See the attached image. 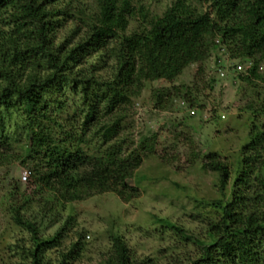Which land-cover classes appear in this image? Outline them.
Masks as SVG:
<instances>
[{
  "label": "trees",
  "instance_id": "1",
  "mask_svg": "<svg viewBox=\"0 0 264 264\" xmlns=\"http://www.w3.org/2000/svg\"><path fill=\"white\" fill-rule=\"evenodd\" d=\"M82 2L0 0V160L8 159L14 143L7 124L21 122L30 139L25 150L33 161L31 173L63 198L76 197L81 189L122 192L119 186L128 187L127 179L142 156L135 149L123 155L126 141L121 138L108 143L121 129L125 106L146 82H173L193 63L201 64L198 75L205 76L212 53L225 48L230 58L249 64L237 78L264 83V0H174L163 15L145 18L135 28L131 22L144 8L134 0H96L94 8ZM75 19L79 23L72 27ZM81 24L87 30L82 31ZM93 56L98 63L84 67ZM100 67L108 70L107 76L97 75ZM210 81L213 88L216 80ZM67 91L86 106L78 128L56 114L65 111ZM174 96L191 107L199 103L188 86L154 91L157 107ZM247 109L259 113L264 104L255 108L251 103ZM103 114L112 118L102 124ZM95 140L108 147L86 149L98 146ZM263 141L264 133L245 145L257 150L246 155L233 201L221 221L209 226L210 240L197 239L202 254L189 264H264ZM217 157L208 156L207 166L222 174L226 186L229 169ZM249 182L255 183L252 192L244 189ZM14 215L32 234V264H50L44 253L53 242L43 239L37 224L19 208ZM115 245L117 254L108 264H144L131 257L120 238Z\"/></svg>",
  "mask_w": 264,
  "mask_h": 264
},
{
  "label": "rangeland",
  "instance_id": "2",
  "mask_svg": "<svg viewBox=\"0 0 264 264\" xmlns=\"http://www.w3.org/2000/svg\"><path fill=\"white\" fill-rule=\"evenodd\" d=\"M95 1L83 0L82 5L94 8ZM134 1L144 9L131 28L145 18L163 15L174 2ZM77 23L75 19L72 27ZM84 30L87 27L83 26ZM221 52L212 53L205 64V76L198 75L201 64L193 63L173 82H146L141 94L125 106L121 129L108 144L121 138L126 141L122 154L135 149L142 163L127 179L128 187H118L122 192L81 189L76 197L63 198L48 191L31 173L33 161L27 159L25 150L30 139L21 130L22 123H8L14 143L8 159L0 160V264L33 263L36 248L32 234L17 222L15 208L37 224L43 239L53 242L44 253L50 264H108L117 254V237L131 257L144 264H189L201 256L197 239L210 240L209 226L221 221L225 207L233 201L246 155L257 150L245 145L264 133V111L247 109L251 103L263 107L264 83L260 79L241 81L234 72L217 75L213 60ZM97 61L93 56L83 66L91 68ZM96 73L107 76L108 70L100 67ZM260 74H264V65ZM212 78L216 80L213 88L209 85ZM173 85L190 87L203 108L198 104L191 107L175 96L164 107H157L154 91L171 90ZM65 96V111L56 114L65 124L71 120L78 128L86 106L71 91ZM111 118L103 114L99 122ZM57 125L54 130L59 137ZM253 128L258 131L252 132ZM95 142L98 146L90 144L86 149L97 152L100 146L108 147ZM260 146L264 152V141ZM213 153L228 166L226 186L222 174L207 166ZM254 185L249 182L244 189L252 192Z\"/></svg>",
  "mask_w": 264,
  "mask_h": 264
},
{
  "label": "built area",
  "instance_id": "3",
  "mask_svg": "<svg viewBox=\"0 0 264 264\" xmlns=\"http://www.w3.org/2000/svg\"><path fill=\"white\" fill-rule=\"evenodd\" d=\"M220 51L221 56L215 57L213 60V69L214 72L221 76L224 77L228 72H242L246 69L245 65L243 63H240L238 59H232L226 52L225 48H222ZM192 114H196V110L191 111ZM24 180H28L29 174L27 171L24 172L23 175Z\"/></svg>",
  "mask_w": 264,
  "mask_h": 264
}]
</instances>
